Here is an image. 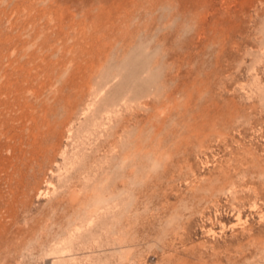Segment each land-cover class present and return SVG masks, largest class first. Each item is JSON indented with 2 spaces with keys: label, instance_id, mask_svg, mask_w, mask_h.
<instances>
[{
  "label": "rangeland",
  "instance_id": "obj_1",
  "mask_svg": "<svg viewBox=\"0 0 264 264\" xmlns=\"http://www.w3.org/2000/svg\"><path fill=\"white\" fill-rule=\"evenodd\" d=\"M0 264H264V0H0Z\"/></svg>",
  "mask_w": 264,
  "mask_h": 264
},
{
  "label": "bare ground",
  "instance_id": "obj_2",
  "mask_svg": "<svg viewBox=\"0 0 264 264\" xmlns=\"http://www.w3.org/2000/svg\"><path fill=\"white\" fill-rule=\"evenodd\" d=\"M40 132H42V131H40ZM51 133H52V132H51ZM43 134H44V133H43ZM43 134H42V138L44 137ZM47 134H48V133H47ZM49 134H50V133H49ZM38 136H39V135H38ZM38 136H37V139L40 140V139L38 138ZM42 138H41V139H42ZM46 138H47V137H46ZM48 138H49V137H48ZM48 138H47V139H48ZM43 140H44V139H43ZM41 141H42V140H41ZM43 142H44V141H43ZM44 143H45V142H44ZM36 149H37V148H36Z\"/></svg>",
  "mask_w": 264,
  "mask_h": 264
}]
</instances>
